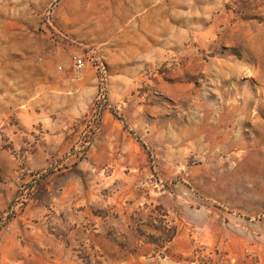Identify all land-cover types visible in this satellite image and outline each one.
<instances>
[{"label":"rangeland","instance_id":"1","mask_svg":"<svg viewBox=\"0 0 264 264\" xmlns=\"http://www.w3.org/2000/svg\"><path fill=\"white\" fill-rule=\"evenodd\" d=\"M0 264H264V0H0Z\"/></svg>","mask_w":264,"mask_h":264},{"label":"built area","instance_id":"2","mask_svg":"<svg viewBox=\"0 0 264 264\" xmlns=\"http://www.w3.org/2000/svg\"><path fill=\"white\" fill-rule=\"evenodd\" d=\"M72 64H73L74 69L77 71L82 70L85 66L84 60L79 56H73Z\"/></svg>","mask_w":264,"mask_h":264}]
</instances>
